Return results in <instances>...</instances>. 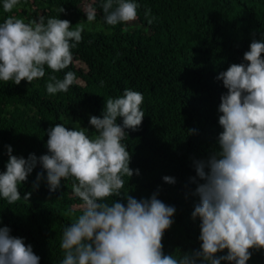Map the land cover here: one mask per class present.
Returning <instances> with one entry per match:
<instances>
[{"label": "trees", "instance_id": "1", "mask_svg": "<svg viewBox=\"0 0 264 264\" xmlns=\"http://www.w3.org/2000/svg\"><path fill=\"white\" fill-rule=\"evenodd\" d=\"M103 2H93L96 19L91 23L99 27L84 30L82 41L72 49L73 60L84 69L71 64L52 72L45 65V76L32 84L0 80V173L6 171L9 160L5 145L18 158L27 159L30 154L39 158L48 154L47 133L56 124L96 135L90 117H102L106 100L121 97L126 88L138 91L144 97L145 116L137 130L125 129L122 141L131 154L134 175L124 177L122 195L113 199L126 206L123 191L137 200L157 194L176 209L174 223L163 237L164 254L195 253L202 241L201 221L192 217L199 203L192 178L203 181L194 162L209 158L223 131L218 108L227 89L217 77L234 63H247L243 56L253 40L264 42V0H132L153 14L163 33L125 23L107 24ZM3 3L0 0V24L9 17L31 23L39 10L45 23L60 18L70 21L74 29L78 21L87 22L78 0H19L11 12L4 11ZM68 71L75 73L77 82L66 93L48 94L49 77L62 80ZM117 123L123 125V118ZM190 129L194 131L189 133ZM40 173L43 178L38 181ZM165 176L173 177L175 183L165 182ZM73 182L62 180L61 187L51 192L47 173L38 163L20 185L19 201L9 204L0 197V227L10 228L11 236L31 245L40 264H62L63 231L81 215L71 210L82 202L73 194ZM28 192L32 195L25 201ZM250 251L247 264H264V249ZM223 255L226 249L217 253Z\"/></svg>", "mask_w": 264, "mask_h": 264}, {"label": "clouds", "instance_id": "2", "mask_svg": "<svg viewBox=\"0 0 264 264\" xmlns=\"http://www.w3.org/2000/svg\"><path fill=\"white\" fill-rule=\"evenodd\" d=\"M18 3L4 0L3 9L11 12ZM137 9L132 0L102 3L104 19L113 26L136 21ZM84 12L89 23L95 21L94 7L88 5ZM83 31L82 24L73 29L70 21L60 18L45 23L40 16L38 21L25 23L9 17L0 24V80L32 84L45 76V65L52 72L68 68ZM243 59L247 63H234L217 77L227 89L218 108L223 131L209 158L194 162L203 181L192 178L197 183L193 194L199 197L192 217L201 221L200 251L179 257L164 254L163 237L174 223L176 209L157 194L137 200L123 191L126 206L113 199L122 195L124 177L134 175L131 154L122 143L125 129L137 130L145 116L143 95L127 88L121 97L106 100L102 117H90L96 135L70 130L62 123L48 130V154L39 158L35 154L18 158L8 146L6 171L0 173V197L9 204L19 201L20 185L38 163L47 173L51 192L61 187L62 180H74L72 191L82 201L83 211L63 231L62 264H197L198 260L247 264L251 249H264V42L253 40ZM49 80L47 92L54 95L68 92L77 77L68 71L62 80L55 75ZM100 83L103 86V81ZM119 117L123 125L117 123ZM135 174L139 175L138 169ZM42 178L43 173L38 174L37 180ZM163 179L175 183L173 177ZM31 195L28 192L23 199L29 201ZM10 231L0 227V264H40L32 246L11 236ZM225 249L227 255L217 256Z\"/></svg>", "mask_w": 264, "mask_h": 264}, {"label": "rangeland", "instance_id": "3", "mask_svg": "<svg viewBox=\"0 0 264 264\" xmlns=\"http://www.w3.org/2000/svg\"><path fill=\"white\" fill-rule=\"evenodd\" d=\"M94 1L95 0H78L79 7L83 11H85V9H86V7L88 5H91L93 7V2ZM137 11H138L137 20L134 21V22L126 24L128 27H131V28H135V27L147 28L150 31H157V32L163 33L162 27L160 26L159 22L153 16L152 13L148 12V15L146 16L145 15L146 11H143L140 8H138ZM41 14H42V11L39 10L38 14L33 17L34 21H38ZM31 16H32V13H31ZM23 20L26 21L25 18ZM78 23L83 25L84 30L91 29L92 27H95V28L99 27V25H96V23L93 24V23H89L88 21L87 22L86 21H78ZM72 64H74L75 66H77L80 69H84V66L78 60L77 61L73 60ZM4 147H5L6 150H8V146L5 145ZM81 205H82V202L81 203H77L76 205L72 206L71 207L72 212L73 213H77V214H82L83 209L80 207Z\"/></svg>", "mask_w": 264, "mask_h": 264}]
</instances>
